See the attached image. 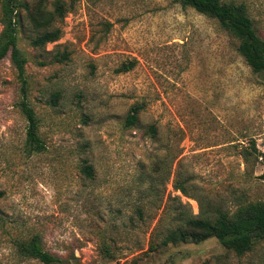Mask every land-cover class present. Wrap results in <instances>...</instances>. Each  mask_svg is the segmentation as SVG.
Returning a JSON list of instances; mask_svg holds the SVG:
<instances>
[{"label":"rangeland","instance_id":"obj_1","mask_svg":"<svg viewBox=\"0 0 264 264\" xmlns=\"http://www.w3.org/2000/svg\"><path fill=\"white\" fill-rule=\"evenodd\" d=\"M22 1L52 12L56 0ZM61 1V38L43 47L26 12L16 16L24 94L0 61V264H42L14 246L32 236L61 264H264V239L242 256L215 238L145 253L158 222L173 225L177 199L193 216L197 200L230 215L264 202V74L215 20L174 0ZM242 1L264 40V0ZM23 98L40 154L24 150Z\"/></svg>","mask_w":264,"mask_h":264},{"label":"trees","instance_id":"obj_2","mask_svg":"<svg viewBox=\"0 0 264 264\" xmlns=\"http://www.w3.org/2000/svg\"><path fill=\"white\" fill-rule=\"evenodd\" d=\"M182 7H189L200 15L213 19L221 29L228 32L238 41L237 52L245 64L255 74H264V40L257 33L255 23L249 15L248 6L242 0H174ZM2 30L0 32V61L8 58L21 81V90L25 93L24 65L17 45L16 16L24 10L27 19L35 30L42 31L34 41L36 47H43L61 38V30L54 25L64 19L67 9L61 0L53 3V11L47 12L44 2L40 1L29 8L22 0H0ZM132 64L124 65L119 72L131 70ZM19 108L26 122L24 150L28 155L44 152L45 145L38 135V119L26 99H22ZM143 105L131 107L125 124L127 127L137 124L138 115ZM149 132L154 135V128ZM83 175L91 179L93 171L90 166H84ZM264 180V172L259 177ZM173 189L184 197L192 198L183 181H176ZM177 210L173 213V225L159 231L163 218L158 222L151 235L148 249L145 253H153L158 249L179 243H199L209 238H215L219 244L242 256L251 251L254 244L264 239V202H247L237 205L233 214L224 213L213 206L203 208L199 205V214L193 216L188 205H183L179 199ZM158 239V241H156ZM19 255L25 259H33L42 264H61L62 260L42 247L38 236H32L27 241H15ZM105 254L109 255L105 248Z\"/></svg>","mask_w":264,"mask_h":264}]
</instances>
